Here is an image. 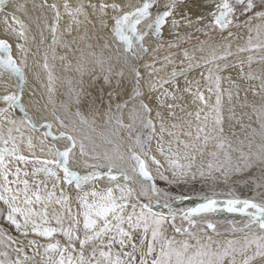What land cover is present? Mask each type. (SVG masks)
<instances>
[{"label":"snow or ice","instance_id":"6c2138e0","mask_svg":"<svg viewBox=\"0 0 264 264\" xmlns=\"http://www.w3.org/2000/svg\"><path fill=\"white\" fill-rule=\"evenodd\" d=\"M189 3L204 7L199 0H168L163 8L159 7L158 0H139L137 6L129 5L131 11H124L122 5L116 2L104 3L102 0L99 5L89 3L86 7L81 3L73 7L68 0H64V13L71 19L67 28L69 32L72 30V23L77 26L82 23L80 16L91 23L88 20L89 7L93 14L98 12L102 27H107L104 17L107 16L108 9L116 13L122 12L112 17L114 24L111 31L118 44L123 46L122 54L118 49L117 59L122 55L124 62L129 64L134 86L127 100L115 104L116 115L109 113L113 107L112 97L120 93H108L105 116L106 122L115 120L112 135L122 128L128 130L131 142L127 153H124L120 151L119 145L112 150L100 151L91 136L83 135V130L75 122L63 118L55 111L52 115L61 129L55 134L52 131L53 124L46 117L43 123L36 120L24 102L28 87L25 68L30 51L26 45L30 41L34 43L36 36L30 34L29 24L8 12L9 8H14L27 15L25 5L16 3V0H0V15L4 17L5 32L16 38L18 42L15 47L22 54L17 61L13 57V46L9 40L0 39V84L6 90V94L0 95V104L3 105L0 107V219L23 237L18 239L4 227H0V264H264V199L257 201L234 198L220 201L214 196H206L203 197L204 203L195 207L176 209L174 202L184 198L171 197L159 189L148 166L150 160L161 179L177 183L195 180L197 175L204 178L211 177L214 172H222L227 176L231 172L249 169L254 164L264 165V104L258 108L253 105V111L261 122L260 143L254 146V138H250L248 151L245 152L240 148H233L231 142L226 141L222 135L223 77L220 73L236 65L220 62L227 61L233 55L230 44L225 45L220 54H217L216 46H211L207 49V57L197 58L196 51L204 53V45L207 43L198 40V49L192 52L183 49L182 58L173 59L170 54L164 58L165 63L160 68H156L154 64H145L146 69H151L149 75L164 71L168 65H172V70L166 77L151 81L147 92L141 88L143 76L139 67L132 64L131 60L140 59L141 53H147L149 49L145 46V39L155 37L160 40L166 26L169 34L175 36L174 40L167 41L169 49L179 48L182 41L191 40L189 30L208 36L211 31L222 34L233 26H243L249 33L247 47H238L237 52H264V0H212L209 6L211 10L207 14L195 12L189 7ZM33 9L39 12L34 18L39 29V44L45 43L44 32L47 30L51 45L60 43L63 46L66 42L58 37L61 11L57 4L41 0V3L33 4ZM46 10L54 13L51 23L48 22ZM238 12L246 16V19L241 21ZM9 15L15 26L8 24ZM29 20L33 21V18L29 17ZM253 20L258 23L253 25ZM179 29H184L185 34L181 35ZM253 32L255 36L252 35ZM228 36H233V33L228 31ZM160 46L157 45V50ZM104 47L108 45L105 44ZM52 51L55 52L54 47ZM253 59L251 55L247 58V73L244 72V61L238 62L239 76L249 81L260 80L259 87L261 93H264V74L255 75L251 71ZM261 60H264V56H261ZM99 63L103 64L104 61L100 60ZM209 65L214 67H208ZM43 68L48 72L47 87L51 93L54 91V77L48 64L47 51L44 54ZM198 68H207V75L203 78L208 82L207 91L210 94L215 92L214 105H209L199 87V81L188 79V73ZM5 75L7 79H4ZM118 75L123 76V71ZM181 77L184 79L183 87L179 83ZM228 79L236 90L235 95L239 96L241 85L230 76ZM104 81L111 84L109 76H105ZM117 86L120 87L119 80ZM253 91L254 95L258 94L254 89ZM157 92L159 95H152ZM185 94L191 96L192 103L199 101L208 110L201 108L195 113L186 112V116L194 117V120L182 119L181 123H172L169 128L164 113L159 109H166L167 116L175 119L177 109L185 111ZM30 95L35 96V92ZM228 96L231 100L233 92L229 91ZM100 100L103 104V96ZM129 103L132 104L129 113L132 123L124 124L123 110ZM16 111L21 114L19 119L13 118L12 114ZM154 111L160 132L156 150L167 163L171 179L159 171L163 167L161 161L155 155H150L151 142L156 134V123L152 119ZM145 114L147 119L144 118ZM76 116L80 117L81 125H89L88 119L79 110ZM138 119L143 129L150 131L144 136L137 132L133 137ZM24 129L37 133L44 129L43 138L39 141L40 151H45V141H49L47 152L52 159L41 160L35 155L33 137L28 135L25 141ZM255 132L253 129V133ZM164 133L173 138L166 144ZM61 141L65 142L62 150L59 146ZM213 142L218 151L208 153L212 159L207 162L205 169L203 164H196L197 153L203 157L205 149ZM24 143L32 154L31 159L22 154L21 144ZM105 143L112 144L113 141L105 137ZM77 145L79 156L84 158V174L73 166L78 163L75 160ZM231 152H239V156L234 158ZM90 160L94 162L90 163ZM29 163L32 164L31 172L26 167ZM20 164H24L25 168L22 169ZM37 164L40 166L37 167ZM104 181L107 184L100 187ZM137 181L139 187H134L133 184ZM89 185L90 188L87 187ZM66 186H74L76 190L75 212L72 210L73 197L65 190ZM221 211L241 213L247 218L243 227L233 226V231L244 233L242 239L214 240L200 227L204 224L207 229L219 235L216 232L217 225L206 217ZM196 217L201 219L197 220ZM166 225L174 229V235H168ZM177 235L182 238L178 239ZM58 236L63 237V241Z\"/></svg>","mask_w":264,"mask_h":264},{"label":"bare ground","instance_id":"6f19581e","mask_svg":"<svg viewBox=\"0 0 264 264\" xmlns=\"http://www.w3.org/2000/svg\"><path fill=\"white\" fill-rule=\"evenodd\" d=\"M47 2L49 4L55 3L60 8L61 20H60L59 25H58V37L59 38H60L61 34H69L71 32L75 33L76 34L75 47L81 48L82 45H83V47H84V45H86V43L84 41V36L93 40V42H94L96 39V34H97L98 39L102 38V37H106L108 39L109 43L111 44V46L113 48H115L116 51H118V49H119L120 54H122L123 46L118 44V42L114 38L113 33L111 31V28L114 24V20L112 19V17L114 15L122 14V12L116 13V12H113L111 9H108L107 10L108 14L106 17H104V19L107 22V27H102L100 24V18H99L98 12L96 14H93L92 9L89 7V8H87V11L89 13L88 20H90L91 23L86 21L83 16H80L79 19L82 21V23L79 26L72 23L71 24L72 30H71V32H69V31H67V28L71 22V19L67 14L64 13V9H63L64 0H47ZM101 2H102V0H68V3L70 5H72L73 7H76L78 4H81V3H83L86 7L88 6L89 3H95V4L99 5ZM103 2L104 3H112V2L120 3L122 5L124 11H131L132 9H131V7H129V5L137 6L139 3V0H103ZM167 2H168V0H158V5L160 8H163V6ZM211 2H212V0H199V3L201 5H203L204 7H197V6L193 5L192 3H189V7L193 8V10L195 12L207 14L211 10L209 7L211 5ZM16 3L25 5L27 15L25 14L24 11H16L14 8H9L8 12L14 13V15L17 18H19L20 20H23L25 23L29 24L30 28H31L30 34L36 36V41L34 43L30 41L26 45V47L30 48V51H29L28 57H27V67L25 68V73H26V76L28 78V81H27L28 87L26 88V91H25L24 102H25L26 107H28V110L33 114V116L36 118V120L38 122L43 123L44 118L46 117L47 120L53 124L52 131L55 134L61 129H59L58 124L55 121V118L53 117V115H51V113L49 111V108L51 107L52 103L49 100V97H51V96H50V92L48 91V87H47V85H48V72L46 69L43 68L45 52L47 51V53L48 52L50 53L49 61H52V57H53L52 47H55V45L54 46L51 45L50 33L47 30H45V32H44V35L46 38L45 43L43 45L39 44V39H40L39 29H37L36 24L34 22V18L39 15V12L35 11L33 9V4H39V3H41V0H16ZM46 14L49 17L48 22L51 23L53 20V17H54V13L46 10ZM29 17H32L33 21H30ZM245 19L246 18H244L243 20H245ZM256 23H258V21H256V20L252 21L253 25H255ZM8 24L14 25V21L12 20L11 15H9V17H8ZM5 27H6V24L4 22V17H3V15H0V39H8L9 40V42L13 46V51H12L13 57L16 58L17 61H19V59L22 57V54L19 53L15 47V45L18 41L10 33L5 32ZM41 27H43L42 23H41ZM179 31H180V33H185L184 29H179ZM228 31H231L233 33V36L229 37ZM228 31H225L222 34L219 31H214V34L212 36H208L207 38H203L205 35L200 34V33H195V32H192V30H189V32H191V35H192L191 39L195 40L197 38L199 40L207 41V43L204 45V47L206 48V51L204 53L196 51L197 58H199L201 56L207 57L209 55V51H207V49H210L211 46H216L217 54H220L224 50L225 45H228V44L231 45L230 50L233 53V55L229 56L227 58V61H221L220 62V63L227 62L230 65H236L235 67H230L228 70L220 73V75L223 77V79L221 81V90H222L221 91V115L223 117V121H222L223 133H222V135H223V137L226 138V141H228V142L236 140L235 138H239L240 140L241 139L254 138L257 140L255 135L250 134V130H251L250 128L252 127V125L255 122V120H254L255 112L253 111V105H256V103L259 101L258 95L257 94L254 95V91H253V89L255 87V80L249 81L247 79L241 78L239 76L240 67L238 64L239 61H244V72L247 73L249 71V66L247 64V58L251 54L252 51L251 52H237L238 47H247V40H248V35H249L248 29L243 27V26H241V27L233 26ZM94 32H95V34H94ZM163 32H164V35L162 36V38L160 40H157L155 37H147L145 39V45L147 46L149 51L157 50V45H161L159 47L158 51L163 50V49L168 47L167 41L175 39L174 35L169 34L167 26L163 29ZM252 35L255 36V33L253 32ZM98 39H96L95 42H100L99 41L100 39L99 40ZM199 47H200L199 43L195 42V44H193L192 46L184 47L182 49H177V50L170 52L168 54L157 56L156 58L152 59L151 61L143 62L141 60V58L136 59V60H131L132 64H135L136 66L139 67L141 74L143 76V79L141 80V85H142L143 91H145V92L148 91V84L151 81L156 80L159 77H166L167 74L170 73L172 70V65H168L164 71L155 73L154 75H149L151 69H146L144 67L145 64H149V65L154 64L156 68H160L161 65H163L165 63L164 58L169 56L170 54L172 55L173 59H176L177 57L182 58L183 49L186 48L190 52H192L193 50L198 49ZM83 55H89L90 58L92 56L91 52H88L87 49L85 51H83ZM141 55H142V53H141ZM257 56H258V54H257ZM259 60H261V59H259ZM202 62L203 61H201V63ZM256 62L257 61L252 62L251 71L254 69V68L252 69V67H254ZM117 63L121 66V68H122L121 70L126 75V77L129 80H131V82L134 84L133 74L130 71L129 64H126L124 62L122 55H121L120 59H117ZM208 67H214V65H209ZM118 69L120 70V68H118ZM206 75H207V68H198V69L188 73V79L193 80V81H199V87H200L201 91L204 92L205 97L208 100L209 105H214L215 101H216L215 92L210 94L207 91L208 82L205 81V79L203 78V76H206ZM229 76L231 77L232 80H235L237 84L241 85L239 96L235 95L236 90L232 87L231 82L228 79ZM4 79H7V75H5ZM179 83L181 84L182 87L184 86L183 77H181L179 79ZM165 87H169V86L165 85ZM11 90L12 89H7V91H11ZM193 90H195V84H193ZM33 91L35 92V96L30 95V93ZM229 91L233 92V96H232L231 100L229 99V96H228ZM4 94H6V90L3 86V84H0V95H4ZM152 95H159V93L158 92L153 93ZM185 96H186L187 102L186 103L182 102V103H184L185 111L181 112V111H179V109H177V117L175 119L169 118L167 116L166 109H159L160 111H162L164 113L165 118H166V125L169 128H170L172 123H181L182 119H193L194 120V117H187L186 112L190 111V112L195 113L198 109H201V108H204L205 111L208 110L199 101H197L196 103H192L191 102L192 98L188 94H185ZM35 101H38L39 103L36 104V103H34ZM45 105H46V107H44ZM2 106L3 105L0 104V107H2ZM113 114H114V112H113ZM12 115H13V118H15V119H19L21 116V114L18 111L14 112ZM152 119L156 123V134H155V136L151 142L152 151H151L150 155H155L156 158L161 161V164L163 165V167H161L159 169V171L163 172V174L165 176H168L169 179H171V171L167 170L168 169L167 163L165 162L164 158L162 156H160V154L156 150V142L160 138V132H159V121L155 117V111L153 112ZM73 120H75L78 123L79 128H81L83 130L82 133H84V132L87 133L88 136H91L92 139L100 145L101 151H103L105 149L112 150L115 148V145H116L115 142L118 140V138H119L118 136L112 135L109 132H106V133H102V132H98V131L93 132L87 125H81L80 122L77 121L76 119H73ZM111 122L115 123V120H113ZM172 130L177 131V132L180 131V129H172ZM236 130H239L238 134H236V133L234 134V132H236ZM43 131H44V129H41V131L37 133V132H29L27 129H24V133H25L24 139L26 141L27 136L32 135L33 143L36 145L35 149L33 150L35 152V155L38 156L41 160H50L53 157L50 156L47 152V148L50 146L49 141H45V151L44 152L40 151L41 146H40L39 141H40V139L43 138V136H42ZM125 132L128 135L127 129ZM101 134H104V135L102 136ZM78 135H80V133H78ZM163 135H164L165 144L168 140L173 139L172 137H169L167 135V133H164ZM105 137L111 138L112 141H114V142L112 144L105 143ZM181 138H184V137H181ZM64 145H65V142H63V141L59 142V146L61 147V150L63 149ZM119 148H120L121 152L127 153V151H128V150H124L122 148V146ZM21 151H22V154L29 156L31 159L32 154L28 151L26 143L21 144ZM211 151H218L215 148L214 142L209 144L208 147L205 149V154L203 155V157H201L200 154L197 153L196 164L197 165L203 164L205 166V169H206L207 168V162L210 159H212V157L210 155H208V153ZM229 151H231V150H229ZM75 152H76L75 160L78 161V163L74 164L73 166L75 168H78L81 171V174H84V172L86 171L84 164H83L84 158H81L79 156L78 145H77V149L75 150ZM220 154L222 156V154H223L222 150H220ZM231 155L234 157L236 155V153L231 152ZM89 162L91 163L94 161L90 160ZM36 166L39 167L40 165L37 164ZM148 166L152 171H155L157 173L156 166L154 164H152V162L150 160H148ZM20 167L22 169H24L25 165L20 164ZM26 167H27V170L29 172H31L32 164L29 163ZM217 176L223 177L225 175L222 172H214L211 177L206 176L204 178H201L199 175H197V178L195 180L188 179L186 181H179V182H194L196 180L209 181V180L216 178ZM106 184H107V181H104L99 186L104 187ZM133 186L139 187V182L138 181L135 182L133 184ZM87 187L90 188L91 185H89ZM65 190L67 192H69L73 197L74 202L72 204V210L75 212L77 210V205L75 203V197L77 194L76 190H75L74 186H72V187L66 186ZM206 196H214V198H216L220 201H224L227 199H234V198L255 199L257 201H260L262 199V198H259L256 196H250V197L242 198V197H239L232 190L207 191V192H205L201 195H198V196H179V197H183L184 199L175 201L174 207L176 209H186V208H190V207H195L198 204L204 203L203 197H206ZM213 214H216V215L217 214L218 215L224 214L225 219L229 220V221L230 220H237L240 224V228L243 227V225L247 222V218L244 215H242L241 213H229L227 211H221V212L213 213ZM196 219L200 220L201 217H196ZM0 227H4L7 232H9L11 235L17 237L18 239H23V237H21L20 234L17 233L14 228H11L7 224V222L4 221L3 219H0ZM81 227H82V225H81ZM166 227H168V226L166 225ZM205 231H206L207 235L212 236L214 240H219V241H225V240H230V239H242L244 236V233L240 232V231H238V232H222V233H219V235H217L212 230L206 229ZM174 234H175L174 229H172L171 227H168V235L171 236ZM201 234L203 235V233H201ZM30 238H32V237H30ZM57 238L61 239L62 241L64 239L63 237H59V236ZM177 238L181 239L182 237L177 235ZM41 242H44V241L41 240Z\"/></svg>","mask_w":264,"mask_h":264},{"label":"rangeland","instance_id":"374dc122","mask_svg":"<svg viewBox=\"0 0 264 264\" xmlns=\"http://www.w3.org/2000/svg\"><path fill=\"white\" fill-rule=\"evenodd\" d=\"M237 15H240V13L238 12ZM244 18H246V16L240 15L241 21ZM184 34L185 33H181V35ZM213 34L214 31H211L208 36H212ZM208 36H204L203 38H207ZM60 38L66 43L63 46L60 43L55 45V52L52 54V61H49L50 53H47L48 64L51 67L54 77L52 83L54 91L50 93L51 97L49 99L52 103L51 107L49 108L51 115L53 111H55L63 118L75 122L76 126H78V123L73 119H76L80 122V117L76 116V112L79 110L81 115L88 119L89 125L87 126L91 130L95 129V131L98 132H109L112 134L114 132L115 123L111 122L113 120L106 122L107 117L105 116V113L107 112V103L109 100L108 93L110 91L114 93H120V95H114L112 97L113 107L111 113H109V115H116L115 104L117 102L127 100L131 95V91L134 86V84L126 77L125 74L123 76L118 75L122 71L121 66L117 63L118 51H116L115 48L111 46L106 37L99 38V40L97 34L96 39H98L100 42H95L96 39L93 42V40L84 36L86 45H84V47L82 45L81 48L75 47V33L71 32L69 34H61ZM196 39H191L186 42L182 41L179 48L169 49L167 47L159 51L155 50L142 53L141 60L143 62L151 61L157 56L165 55L177 49L192 46L195 44V42H198L199 39ZM105 44H107L108 47H104ZM89 45L91 47H89ZM86 49L88 52H91V58L89 55H83V51ZM250 55L255 58L253 61H257L254 67H252V69L254 68L252 72L255 75L264 74V60H259L261 59V56H264V52L253 50ZM61 57H63V59H61ZM100 60H103L104 63H99ZM109 66H111V71H109ZM118 68H120V70ZM105 76H109L111 84L105 83ZM118 80L120 81V87L117 86ZM259 85L260 80H255L254 89L255 92L258 93L257 95L259 97V101L255 105L257 108L264 104V93H261ZM102 96L104 98L103 104H101L100 100ZM131 109L132 104L129 103L128 107L123 110L124 124L132 123L129 117ZM144 118L147 119L146 114ZM93 120H95L94 124L92 123ZM254 120L255 122L250 128L252 130H250V134L255 135L257 138V140L254 139L255 146V144L260 143L259 133L261 131V122L257 119L256 112L254 115ZM253 129L256 130L255 133H253ZM125 131L126 129L122 128L118 133L115 134L119 137L115 142V147L119 145V147L122 146L124 150H128V144L131 141L129 140ZM149 131L150 130L143 129L138 119L136 121V127L132 135L135 137L136 133L139 132L142 136H144L147 135ZM238 132L239 130H236L234 134H238ZM82 134L87 135L85 132ZM235 139L236 140L231 141L232 147L240 148L247 152L249 139ZM241 141H243V144H241ZM85 143H87V141H85ZM96 145L99 146V150L101 151L100 145L98 143H96ZM225 147L227 148V144ZM235 153L236 155L234 158L239 156V152ZM150 171L155 177V183L157 187L164 192H167L171 197L174 198L179 196H198L207 191L232 190L242 198L256 196L264 199V165L260 164H254L253 167L245 169L241 172H231L227 176H217L216 178L209 181L196 180L194 182L169 183L168 181L161 179L158 173L155 171H152L151 169ZM206 218L217 225L216 232L218 233L238 232L233 231V226L240 228V224L237 220H226L224 214H208ZM179 223L180 221L178 220L177 224ZM200 227L204 228L205 230L207 229L206 225L204 224H201ZM193 230L195 231L196 229Z\"/></svg>","mask_w":264,"mask_h":264}]
</instances>
